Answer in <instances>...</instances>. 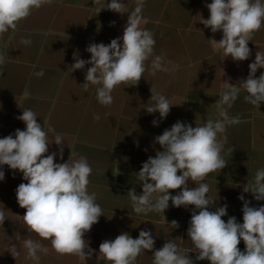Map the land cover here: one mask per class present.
<instances>
[{"label":"crops","instance_id":"obj_1","mask_svg":"<svg viewBox=\"0 0 264 264\" xmlns=\"http://www.w3.org/2000/svg\"><path fill=\"white\" fill-rule=\"evenodd\" d=\"M105 2L111 0H100L99 4L95 0H53L34 9L16 30L9 29L0 36V54L5 56V63L0 65V138L14 137L17 129L24 130V122L17 117L23 110L31 109L42 127L43 121H47L46 131L48 126L54 129L48 132L50 143L57 134L65 140L62 145L51 143L45 155L56 153L55 162L64 163L72 150L77 159H87L92 168L88 192L95 193L103 215L85 234L94 250L86 264H109L97 258L99 245L125 232L138 238L141 230L151 231L155 240L153 251L173 241L193 264H209L196 259L198 253L193 252L187 234L194 206H182V218L175 220L179 226L174 228L173 219L163 212L135 213L128 191L135 188L137 194H142L136 173L149 157L154 158L163 150L155 137L177 121L196 127L209 119H220L216 102L226 91V82L236 85L248 77L256 52L264 51V26L248 43L249 58L235 61L211 47L208 39L219 41L223 33H212L199 22L200 16L209 17L207 4L212 0H144L142 15L147 23L141 27L153 33V57L145 62L146 71L138 84H120L112 92L113 103L104 106L96 98L97 86L90 85L87 91L82 87L91 65L75 71H71V66L77 58L90 60L91 53L86 50L90 44L108 45L112 39L122 37L136 0H123L128 12L123 14L107 8L98 12ZM25 39L31 43L23 44ZM155 56H161L163 65L172 70L152 75ZM41 70L44 75L38 77L36 73ZM262 73L264 68L258 69L256 77ZM151 88L172 101L166 118L146 111L154 103L150 99ZM25 90L30 95L21 103ZM246 94L241 90L227 109L230 117H239L241 122L227 126L226 132L218 135L221 140L227 137L221 153L227 165L203 181L210 188L207 196L215 200L209 210L227 205V215L222 217L225 222L234 216L238 223H243L244 201L238 199L241 195L250 207L264 206V201L243 192L244 185L253 182L256 171L264 168V102L257 108L245 101ZM0 170L5 173L0 181V211L6 219L0 224V264H36L23 247V241L29 238L48 248L46 254L38 253L39 264H80L77 256L57 254L49 240H41L28 230L23 219L26 209L16 199L17 187L27 181L21 172L7 165L0 166ZM195 186L189 181V187ZM170 191L176 195L180 190ZM238 248L245 251L243 240ZM153 261V253L145 250L135 264Z\"/></svg>","mask_w":264,"mask_h":264},{"label":"clouds","instance_id":"obj_2","mask_svg":"<svg viewBox=\"0 0 264 264\" xmlns=\"http://www.w3.org/2000/svg\"><path fill=\"white\" fill-rule=\"evenodd\" d=\"M52 2L0 0V36L9 29L16 30L20 21L30 16L34 9ZM95 2L99 4L100 0ZM143 7L144 0H136L131 13L127 12L123 0L100 4L98 12L107 8L129 14L123 35L112 39L108 45L90 44L86 49L91 53L90 60L77 58L71 66V71H75L83 69L86 64L91 65L82 87L87 91L90 85L97 86L96 98L101 105L113 103L112 92L120 84L137 85L146 71L145 62L153 57V33L141 27L147 23L142 15ZM207 8L209 17L204 19L200 16L199 22L212 33H223L219 41L208 39L213 51L222 53L225 58L230 56L235 61L247 60L251 54L248 43L253 34L264 26V0H212ZM21 42L26 45L31 43L28 39ZM4 63L5 56L0 54V65ZM260 68H264V51L256 52L246 79L236 85L225 83L226 91L216 102L220 119H209L196 127L177 121L155 137V142L163 150L158 151L154 158L149 157L136 173L142 185V194H137L135 188L128 191L132 208L137 214L164 213L169 201L177 208L194 206L187 234L193 252L198 253L196 259L207 260L209 264H264V206L250 207V202L241 195L238 199L244 201L243 223H238L234 216L225 222L222 217L227 215V205L210 211L215 200L207 196L210 188L203 182L210 173L221 171L227 165L221 155L227 137L221 140L218 135L225 133L227 126L241 122L239 117H230L227 112L241 90L247 93L244 99L251 105L259 108L264 102V73L256 77ZM150 70L155 75L157 71L172 69L163 65L161 56H155ZM36 75L39 77L44 73L41 70ZM29 95L25 90L21 103ZM150 99L154 103L146 111L150 114L158 112L162 119L166 118L173 106L172 101L152 88ZM94 118L98 120L99 116ZM17 119L23 121L26 127L24 130L17 129L14 137L0 138V166L7 165L12 170H18L27 181L16 189L18 205L26 209L24 222L28 230L41 240H49L57 254L77 256L80 264H86L94 250L85 240V234L103 215L96 203L95 193L89 194L87 188L92 168L85 157L77 159L72 150L64 163L55 162L56 153L45 155L51 143L62 145L65 140L57 134L50 143L48 132L54 129L48 126L46 131L47 121H43L42 127L37 122V114L31 109L23 110ZM156 123L154 120L153 124ZM60 157L63 159L62 147ZM4 178L5 173L0 170V181ZM189 181L196 186L189 187ZM178 189L180 191L176 195L171 194L170 190ZM243 192L252 193L257 201H264V168L256 171L253 182L246 183ZM5 220L4 212L0 211V224L3 225ZM171 225L174 228L179 226L175 220ZM241 240L245 251L238 248ZM154 245L155 240L149 230H141L135 239L125 232L114 240L103 241L97 258L109 264H135L137 257L147 250L153 253V264H193L189 255L173 241H167L155 251ZM23 247L27 250V257L36 264L40 260L38 253L48 252L47 247L31 238L23 241Z\"/></svg>","mask_w":264,"mask_h":264},{"label":"rangeland","instance_id":"obj_3","mask_svg":"<svg viewBox=\"0 0 264 264\" xmlns=\"http://www.w3.org/2000/svg\"><path fill=\"white\" fill-rule=\"evenodd\" d=\"M181 209H182V206L179 208L174 207L172 206L171 201H169V207L164 211V215L165 217L179 221L182 218Z\"/></svg>","mask_w":264,"mask_h":264}]
</instances>
